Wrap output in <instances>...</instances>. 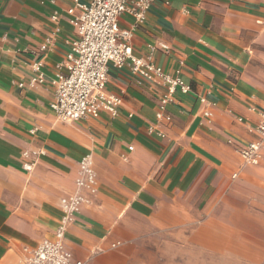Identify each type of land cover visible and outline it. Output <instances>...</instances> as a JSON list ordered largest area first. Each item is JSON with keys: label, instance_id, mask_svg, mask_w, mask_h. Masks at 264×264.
Masks as SVG:
<instances>
[{"label": "crops", "instance_id": "crops-1", "mask_svg": "<svg viewBox=\"0 0 264 264\" xmlns=\"http://www.w3.org/2000/svg\"><path fill=\"white\" fill-rule=\"evenodd\" d=\"M74 1L0 0V264H28L54 239L61 200L75 192L87 154L97 192L67 231L75 259L96 264L165 232L239 262H264V147L256 164L238 152L258 138L264 112V0H155L135 28L124 13L119 25L133 28L134 54L191 90L176 93L170 121L159 119L163 83L110 65L106 90L122 98L119 114L65 122L51 103L78 37ZM37 61L44 80L33 84Z\"/></svg>", "mask_w": 264, "mask_h": 264}, {"label": "built area", "instance_id": "built-area-1", "mask_svg": "<svg viewBox=\"0 0 264 264\" xmlns=\"http://www.w3.org/2000/svg\"><path fill=\"white\" fill-rule=\"evenodd\" d=\"M154 1H74V6L68 12L73 14L76 9L79 10V14L74 15L71 20L78 37L72 43L64 69L56 74L54 100L51 103V108L61 121H74L89 115L98 117L103 111L114 117L119 114L122 98L106 90L110 65L118 68L128 66L146 79L160 80L165 90L160 98L157 117L171 120L167 113L168 105L175 101L176 93H188L191 86L180 76L169 74L150 60L136 56L130 44L133 28L122 29L119 25L120 17L129 13L135 18V28L146 19ZM48 43L49 41L42 46V50L48 47ZM162 47L167 48V45L163 44ZM33 69L37 77L32 83L42 82V63L35 62ZM149 130L152 132L153 127ZM253 130L258 138L240 147L238 152L245 162L256 164L264 147V112L260 114ZM25 155L28 156L29 153L26 152ZM33 165L34 163H27L24 166L31 170ZM79 167L75 192L61 200L63 215L54 239H45L40 243L26 258L28 264H86L75 259L66 245L69 226L83 205L90 201L88 194L94 195L97 192L98 177L92 155H85Z\"/></svg>", "mask_w": 264, "mask_h": 264}, {"label": "rangeland", "instance_id": "rangeland-1", "mask_svg": "<svg viewBox=\"0 0 264 264\" xmlns=\"http://www.w3.org/2000/svg\"><path fill=\"white\" fill-rule=\"evenodd\" d=\"M96 264H247L220 251L199 247L180 238L171 241L165 232L140 237L122 248L98 256ZM257 264H264L257 263Z\"/></svg>", "mask_w": 264, "mask_h": 264}]
</instances>
